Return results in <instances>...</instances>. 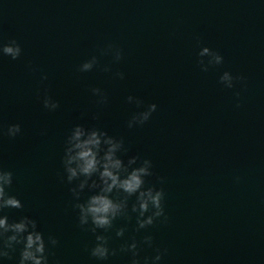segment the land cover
<instances>
[{
    "label": "water",
    "instance_id": "obj_1",
    "mask_svg": "<svg viewBox=\"0 0 264 264\" xmlns=\"http://www.w3.org/2000/svg\"><path fill=\"white\" fill-rule=\"evenodd\" d=\"M11 41L22 53L0 52V168L12 171L7 191L25 207L5 212L30 215L57 238L50 264H131L119 248L132 238L141 264L156 248L166 250L159 264H264V0H0V45ZM205 46L223 62L209 65L198 55ZM225 71L243 79L229 89ZM45 95L56 110L44 108ZM149 103L151 118L128 128ZM16 123L21 132L9 137ZM77 123L122 137L126 156L150 159L146 180L165 193L167 219L137 231L131 197V219L98 230L118 250L103 262L89 254L95 234L79 225L63 179L64 140Z\"/></svg>",
    "mask_w": 264,
    "mask_h": 264
},
{
    "label": "clouds",
    "instance_id": "obj_2",
    "mask_svg": "<svg viewBox=\"0 0 264 264\" xmlns=\"http://www.w3.org/2000/svg\"><path fill=\"white\" fill-rule=\"evenodd\" d=\"M0 52L16 60L21 56L22 48L16 41H11L0 45ZM198 55H207L209 65H218L224 60L219 52L212 51L207 46L202 47ZM121 58L122 54L118 51L116 59ZM94 62L95 58L85 61L80 66L81 71L90 70ZM201 64L202 71H207V65H203L202 61ZM115 75L121 79L124 77L122 72ZM45 79L47 75L42 77V80ZM219 79L227 88L232 89L235 87L234 82L242 80L243 77L233 76L229 71H225ZM91 92L93 95H100L98 102H106L107 97L101 89L92 88ZM127 101L134 102L137 107L144 103L133 95H129ZM43 106L49 111H54L59 107V102L45 95ZM156 110V103L147 104L142 111L134 112L130 116L127 127L143 125ZM20 132L21 126L18 123L8 125L6 130L9 137H15ZM127 151L122 137L110 135L99 127H88L79 123L69 129L64 140L61 157L63 179L71 185L69 191L74 197L73 207L78 209L79 225L89 226L88 230L95 234V243L89 249V254L97 261H107L110 256L117 254L118 250L109 246V237L98 230L107 232L117 218L131 219V197H135L131 203V213H137V231L152 225L157 218L167 219L163 206V188H157L146 180L153 175L152 161L139 155L126 156ZM160 179L162 182L163 178ZM12 184V171L0 168V264H5L6 260H15V264H50V251L58 244L57 238L52 234L46 236L32 216L21 214L10 219L5 212L6 209L22 210L25 207L17 195L7 191ZM85 193L86 199L81 200L82 194ZM125 230V227H119L115 230V235L122 237ZM152 242L151 235L143 237V243L149 247ZM119 251L131 253V264H141L135 238L122 244ZM17 252L18 256L14 257L13 254ZM165 252L166 250L156 248L155 255L143 258V264H159Z\"/></svg>",
    "mask_w": 264,
    "mask_h": 264
}]
</instances>
